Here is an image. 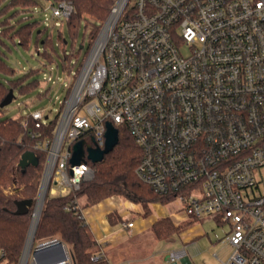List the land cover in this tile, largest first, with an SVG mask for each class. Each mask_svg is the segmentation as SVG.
I'll return each instance as SVG.
<instances>
[{"label": "built area", "instance_id": "obj_1", "mask_svg": "<svg viewBox=\"0 0 264 264\" xmlns=\"http://www.w3.org/2000/svg\"><path fill=\"white\" fill-rule=\"evenodd\" d=\"M49 9L53 26L77 13L67 0ZM81 28L88 45L52 47L45 66L57 76L45 77L38 92L44 100L64 89L62 111L53 119L50 108L21 117L47 157L46 196L72 194L66 210L83 216L77 193L94 177L87 148L103 150L107 125L123 126L142 150L140 181L175 194L188 219L213 216L230 227L233 253L223 264H264V0H115L94 41L86 20ZM53 121V136L43 138ZM79 141L85 155L72 165ZM64 247L66 260L57 264H72ZM186 256L176 250L168 260ZM30 263L37 264L32 256Z\"/></svg>", "mask_w": 264, "mask_h": 264}, {"label": "trees", "instance_id": "obj_2", "mask_svg": "<svg viewBox=\"0 0 264 264\" xmlns=\"http://www.w3.org/2000/svg\"><path fill=\"white\" fill-rule=\"evenodd\" d=\"M65 0H53L60 2ZM72 1L77 13L68 22L70 33L76 37L81 22L86 20L95 40L108 19L115 0H67ZM36 0H0V42L9 39L15 45L28 48L36 23L28 22L24 14L35 9ZM17 41L18 43H16ZM43 42L46 60H53ZM31 71L15 78V70L0 56V74L11 77L0 81V104L12 89L21 95L35 91L39 82L32 78ZM57 122L43 129L42 137H52ZM42 131V130H41ZM119 142L103 162L88 164L94 170V177L83 182L77 193L81 209L94 207L115 196L139 204L143 216L149 217L154 204L168 205L176 200L175 194L160 195L136 176V169L142 158V150L127 128H118ZM36 139L21 124V118H12L0 107V264H19L30 229L33 208L17 215L16 211L25 200L35 201L45 171L47 157L34 149ZM32 151L38 158V165L31 164L25 170L19 167L24 153ZM73 202V195L53 196L48 194L40 216L35 235V244L57 239L68 248L72 264H111L103 251L106 245L99 243L82 213L67 211ZM112 225L125 222L117 213L108 215ZM192 219L176 225L170 217L157 220L151 231L159 239H168L184 232Z\"/></svg>", "mask_w": 264, "mask_h": 264}, {"label": "rangeland", "instance_id": "obj_3", "mask_svg": "<svg viewBox=\"0 0 264 264\" xmlns=\"http://www.w3.org/2000/svg\"><path fill=\"white\" fill-rule=\"evenodd\" d=\"M36 1L35 9L24 14L28 22L36 23L28 48L15 45L9 39H5L4 43L0 42V56L15 70V78L31 71H36L32 78L39 82L38 88L29 94L21 95L18 92H14L15 99L4 109L5 114L12 118L26 117L33 110L50 108L51 113H48V115L53 119L63 109L61 101L66 96L64 89L54 88L49 93L48 98L44 100L38 97V92L44 85V78H47L52 72L50 67L45 66L46 58L43 55L45 51L43 42H47L49 36H51L52 41L46 45V48L52 50L53 47L58 52H60L58 44L64 41L67 42V46H65L68 51L72 49L74 41L77 43V47H80L82 43L86 47L89 43L88 37L83 42L82 28L77 36L73 37L67 23L56 22V25L53 26L51 22L46 21L47 18L50 19L51 17L49 8L53 4V0ZM102 31L103 28L98 36ZM39 32H41L40 35L38 34ZM15 42L18 43L17 41ZM181 49L184 55L190 53L186 43L182 45ZM83 54L84 51L80 53L81 59L84 57ZM52 73L55 77L57 76L56 67ZM10 79L11 77L0 74V81L7 82ZM20 102H27L29 109L20 107ZM115 197L117 198L114 201H121L125 206L124 208L129 211V215L126 216L127 218L125 217V220L133 219L134 222H139L138 225L143 231L137 235L128 233L129 237L122 246L107 252L111 264H117L119 261H129L130 264H173L168 260L169 254L172 251L183 249L187 252V264H223L229 260L233 253V248L227 242L230 227L219 222L213 216L192 219L181 234H175L168 239L159 240L151 231L149 223L167 216H173L174 213L181 218L185 217L186 220L190 219L186 217L182 203L179 200H175L168 205L154 204L151 215L144 217L143 210L139 204H131V201L129 202L124 197ZM172 218L175 220L176 215ZM143 220L145 222L141 223ZM121 228L122 224L115 226V230ZM120 232L121 230L118 234ZM178 264L184 263L179 261Z\"/></svg>", "mask_w": 264, "mask_h": 264}, {"label": "water", "instance_id": "obj_4", "mask_svg": "<svg viewBox=\"0 0 264 264\" xmlns=\"http://www.w3.org/2000/svg\"><path fill=\"white\" fill-rule=\"evenodd\" d=\"M14 99H15V93L11 89L8 95L6 96V98L1 102L0 107L2 109L6 108L13 102ZM118 142H119L118 130L112 124H108L105 148L101 150V149H94L92 147H88L87 148L88 160L91 161V163L93 164H98L103 162L105 156L113 151V149L118 144ZM84 145L85 144L83 141H79L75 145L74 154L71 159L72 165H79L82 162V159L85 155ZM38 162L39 161L36 154L32 151H28L22 155L21 160L19 162V167L25 170L31 164L38 165ZM47 184L48 181L45 185V174H44L36 200L23 201L22 205H20L18 210L16 211L17 215H21L23 213H26L30 208H34L35 210L39 208L36 219L31 220L29 233L27 236L26 244L19 264L27 263L30 256H32L36 260L37 264H57L66 260V251L64 244L59 240L46 245H37L36 247H34L35 235L46 199Z\"/></svg>", "mask_w": 264, "mask_h": 264}, {"label": "crops", "instance_id": "obj_5", "mask_svg": "<svg viewBox=\"0 0 264 264\" xmlns=\"http://www.w3.org/2000/svg\"><path fill=\"white\" fill-rule=\"evenodd\" d=\"M115 198L117 197L107 199L101 202L100 204L91 208H87L83 211V216L86 222L88 223V225L90 226V229L96 240L99 243L106 245L103 249L106 255H108L107 254L108 251L115 250L118 247L122 246V244H124L129 237L128 233H134L135 235H137V234H141L143 231V229L138 225L139 222L136 221H135L134 229L132 230H127L124 227L115 230L116 225H112L108 219V215H110L111 213L113 212L117 213L119 216H121L124 219L125 222L133 221V219L130 220L129 218H128L129 220H125L127 218L126 216L129 215V211L124 208L125 206L121 201L119 200L114 201ZM131 204L134 203L131 202ZM174 214L173 216L176 215L175 220L172 218L173 216H167V217H170L176 225H179L180 223L186 220L185 217L181 218L180 216H178V214L175 215ZM144 222L145 220L141 221V223ZM155 222L156 220L153 221L152 223H149V225L152 226ZM120 224L122 223H119V225ZM120 230L121 232L118 234ZM182 262L184 264H187V257H185L182 260ZM124 263L130 264L129 261H123V262L119 261L117 264H124Z\"/></svg>", "mask_w": 264, "mask_h": 264}, {"label": "bare ground", "instance_id": "obj_6", "mask_svg": "<svg viewBox=\"0 0 264 264\" xmlns=\"http://www.w3.org/2000/svg\"><path fill=\"white\" fill-rule=\"evenodd\" d=\"M105 36H106V32L104 33V36L102 37V42H103ZM42 194H43V192H42ZM65 251H66V250H65ZM66 255H67V251H66Z\"/></svg>", "mask_w": 264, "mask_h": 264}]
</instances>
